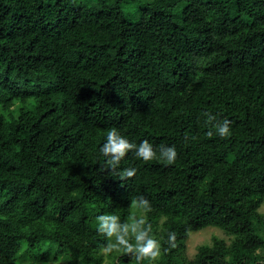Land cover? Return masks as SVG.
I'll return each mask as SVG.
<instances>
[{
	"label": "trees",
	"instance_id": "16d2710c",
	"mask_svg": "<svg viewBox=\"0 0 264 264\" xmlns=\"http://www.w3.org/2000/svg\"><path fill=\"white\" fill-rule=\"evenodd\" d=\"M113 127L175 162L130 152L120 180L99 152ZM137 196L153 264H264V0H0V264H137L96 230L144 215ZM209 226L227 240L188 258Z\"/></svg>",
	"mask_w": 264,
	"mask_h": 264
},
{
	"label": "clouds",
	"instance_id": "9594fccd",
	"mask_svg": "<svg viewBox=\"0 0 264 264\" xmlns=\"http://www.w3.org/2000/svg\"><path fill=\"white\" fill-rule=\"evenodd\" d=\"M205 124L210 126L207 136L211 138L214 134L221 139H226L231 135V121L228 119L218 120L211 113H204ZM99 152L104 157L103 165L116 173L119 179L125 181L136 175L135 168H127L118 172L120 162L128 155L134 153L135 157L144 163L152 160H159L166 165H172L177 157L175 147L160 145L158 151L147 140L139 144L129 142L119 131L113 127L107 131L106 140L100 146ZM131 206L141 210L144 215L130 216L125 222L116 214H103L96 217V230L108 241L103 247V251L111 253L113 251L129 255L135 258L137 264L147 260L153 264L161 257L160 243L154 239L151 233V225L147 223L146 213L151 211L150 202L143 196L132 198ZM175 233L168 234V244L175 247ZM165 253L168 249L164 250Z\"/></svg>",
	"mask_w": 264,
	"mask_h": 264
},
{
	"label": "rangeland",
	"instance_id": "374dc122",
	"mask_svg": "<svg viewBox=\"0 0 264 264\" xmlns=\"http://www.w3.org/2000/svg\"><path fill=\"white\" fill-rule=\"evenodd\" d=\"M264 211V205L260 209ZM213 236L221 237L227 240V236L219 229L209 226L205 229H202L198 232L190 233L188 239L186 240V250L185 255L188 258L193 257L196 252L197 245L201 243L210 242ZM63 264V263H62Z\"/></svg>",
	"mask_w": 264,
	"mask_h": 264
}]
</instances>
